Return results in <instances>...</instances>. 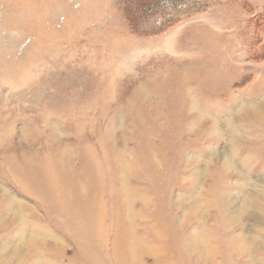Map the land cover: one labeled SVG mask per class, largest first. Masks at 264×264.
<instances>
[{
	"label": "rangeland",
	"instance_id": "1",
	"mask_svg": "<svg viewBox=\"0 0 264 264\" xmlns=\"http://www.w3.org/2000/svg\"><path fill=\"white\" fill-rule=\"evenodd\" d=\"M178 1L0 0V264H264V0Z\"/></svg>",
	"mask_w": 264,
	"mask_h": 264
},
{
	"label": "trees",
	"instance_id": "2",
	"mask_svg": "<svg viewBox=\"0 0 264 264\" xmlns=\"http://www.w3.org/2000/svg\"><path fill=\"white\" fill-rule=\"evenodd\" d=\"M137 1H139V3L137 2L138 5L140 4V5L150 6L152 8L158 9L157 11L163 12V13L164 12L169 13L171 11V9L173 7H176V5H179V2H180L178 0H137ZM135 2H136V0H122V4H123L122 8H124V14H125L126 19H127L126 21H129V24H130L131 28L133 29L134 33L141 34L139 32V30L137 29V23L134 21L135 16L132 14V8L135 6L134 5ZM165 17L163 18V20L160 23L161 26L162 25L164 26V28L168 24H171L173 22L172 20H174L173 19L174 17H172V16L168 15L166 18ZM159 31H163V29L159 30Z\"/></svg>",
	"mask_w": 264,
	"mask_h": 264
},
{
	"label": "bare ground",
	"instance_id": "3",
	"mask_svg": "<svg viewBox=\"0 0 264 264\" xmlns=\"http://www.w3.org/2000/svg\"><path fill=\"white\" fill-rule=\"evenodd\" d=\"M195 106H197L195 103H193V108H195ZM241 108V110H240V112H241V115L243 116V115H248V116H250V117H252L253 119H256V120H258V119H260V118H262V115H263V113H264V111H262L261 109H259V108H257L256 106H254V105H248V104H246V103H244V105L242 106V107H240ZM231 121V120H230ZM228 123H230L229 125H231L232 124V122H228ZM213 126H217V122H216V120H214L213 121ZM233 125V124H232ZM236 127H238V126H236ZM228 128H229V126H228ZM219 129V128H218ZM217 129V130H218ZM233 129V128H232ZM235 129V128H234ZM215 131V130H214ZM235 131V130H234ZM236 133H238L237 131H236ZM229 155V154H228ZM226 157H227V155H226ZM228 158H230V157H228ZM231 160V159H230ZM233 160V159H232ZM224 164L225 165H228V164H231V163H233V162H231V161H229V159H225L224 161ZM232 165V164H231ZM230 168V167H229ZM233 169V168H232ZM124 173V172H123ZM199 173V172H198ZM124 176V175H123ZM128 189V188H127ZM126 189V190H127ZM130 190V189H129ZM128 192V194H130V192L129 191H127ZM255 194V193H254ZM131 196V195H130ZM14 201V200H13ZM251 202V201H250ZM244 203V202H243ZM249 205V204H248ZM17 210V209H16ZM10 211V210H9ZM15 211V210H14ZM13 212V211H12ZM10 213V212H9ZM193 233V232H192ZM195 233V232H194ZM245 235V234H244ZM25 236V235H24ZM206 237L207 236H205V235H203V234H197L196 236H193V237H191L188 241L190 242L189 244H192L191 245V247H192V249H194V250H197V249H200L201 248V250L204 248V247H202L201 246V241L203 242V240H205L206 239ZM233 238V237H232ZM237 238V237H236ZM235 238V239H236ZM234 239V240H235ZM208 240V239H207ZM240 240H242L241 241V246L242 247H244V246H247L246 244V241L245 240H243V239H240ZM187 241V242H188ZM250 241V240H249ZM255 242V241H254ZM206 245V244H205ZM204 246V245H203ZM248 247V246H247ZM210 250V249H209ZM211 251V250H210ZM258 264V263H257Z\"/></svg>",
	"mask_w": 264,
	"mask_h": 264
}]
</instances>
